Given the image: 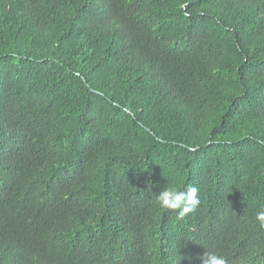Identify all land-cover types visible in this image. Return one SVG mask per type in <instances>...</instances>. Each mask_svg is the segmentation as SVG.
Returning <instances> with one entry per match:
<instances>
[{"label":"trees","instance_id":"trees-1","mask_svg":"<svg viewBox=\"0 0 264 264\" xmlns=\"http://www.w3.org/2000/svg\"><path fill=\"white\" fill-rule=\"evenodd\" d=\"M259 211L264 0H0V264H264Z\"/></svg>","mask_w":264,"mask_h":264},{"label":"clouds","instance_id":"clouds-1","mask_svg":"<svg viewBox=\"0 0 264 264\" xmlns=\"http://www.w3.org/2000/svg\"><path fill=\"white\" fill-rule=\"evenodd\" d=\"M182 7H186V5H182ZM184 15L188 16L189 13L184 12ZM198 191V188L191 185L186 190L170 186L159 193L157 201L162 208L176 212L177 219H183L188 213L195 211L199 205ZM256 219L260 227L264 228V211L257 212ZM203 264H226V261L223 257L206 254Z\"/></svg>","mask_w":264,"mask_h":264}]
</instances>
